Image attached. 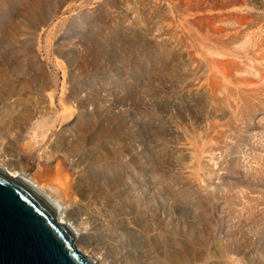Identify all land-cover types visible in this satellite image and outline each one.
Segmentation results:
<instances>
[{"label":"rangeland","instance_id":"obj_1","mask_svg":"<svg viewBox=\"0 0 264 264\" xmlns=\"http://www.w3.org/2000/svg\"><path fill=\"white\" fill-rule=\"evenodd\" d=\"M0 164L94 264H264V0H0Z\"/></svg>","mask_w":264,"mask_h":264},{"label":"water","instance_id":"obj_2","mask_svg":"<svg viewBox=\"0 0 264 264\" xmlns=\"http://www.w3.org/2000/svg\"><path fill=\"white\" fill-rule=\"evenodd\" d=\"M29 186L0 169V264H91Z\"/></svg>","mask_w":264,"mask_h":264},{"label":"bare ground","instance_id":"obj_3","mask_svg":"<svg viewBox=\"0 0 264 264\" xmlns=\"http://www.w3.org/2000/svg\"><path fill=\"white\" fill-rule=\"evenodd\" d=\"M0 169L3 170L8 176H11L14 179H18L22 181L27 186H29L34 192H36L43 199V201L55 212L56 222L62 226L67 227L70 231L73 232L71 226L61 216L63 212V207L61 206L60 201H57L58 199L52 198L50 195L46 194L44 190H42L40 187L34 185L30 180H28L27 175L25 173L13 169H6L1 164H0ZM74 238H75V234H74ZM91 264L94 263L91 262Z\"/></svg>","mask_w":264,"mask_h":264}]
</instances>
